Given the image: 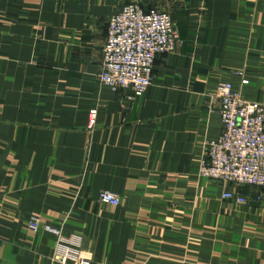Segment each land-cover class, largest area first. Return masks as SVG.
<instances>
[{
	"label": "crops",
	"instance_id": "crops-1",
	"mask_svg": "<svg viewBox=\"0 0 264 264\" xmlns=\"http://www.w3.org/2000/svg\"><path fill=\"white\" fill-rule=\"evenodd\" d=\"M131 2L180 35L135 99L98 80ZM221 81L264 105V0H0V264H264V188L200 174Z\"/></svg>",
	"mask_w": 264,
	"mask_h": 264
},
{
	"label": "built area",
	"instance_id": "built-area-1",
	"mask_svg": "<svg viewBox=\"0 0 264 264\" xmlns=\"http://www.w3.org/2000/svg\"><path fill=\"white\" fill-rule=\"evenodd\" d=\"M179 41L170 12L156 7L144 9L138 2L124 5L108 21L100 85L115 92L127 90L131 99L142 97L153 84L157 56L173 52ZM240 75L242 83H248ZM212 110L218 112L223 128L217 139L207 143L200 174L223 184L264 188V105L244 99L231 81H221ZM89 114L88 128L93 129L98 110L93 108ZM223 196L247 202L246 197L231 190ZM99 200L115 206L121 203L120 196L109 190L100 191ZM45 229L61 234L50 225ZM63 249L64 257H79L77 247L63 245Z\"/></svg>",
	"mask_w": 264,
	"mask_h": 264
}]
</instances>
